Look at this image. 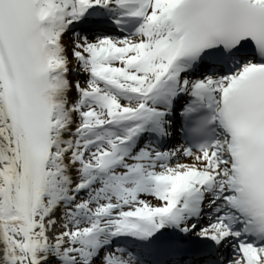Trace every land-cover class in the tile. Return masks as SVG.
<instances>
[{"label": "snow or ice", "instance_id": "obj_1", "mask_svg": "<svg viewBox=\"0 0 264 264\" xmlns=\"http://www.w3.org/2000/svg\"><path fill=\"white\" fill-rule=\"evenodd\" d=\"M0 264H264V0H0Z\"/></svg>", "mask_w": 264, "mask_h": 264}]
</instances>
